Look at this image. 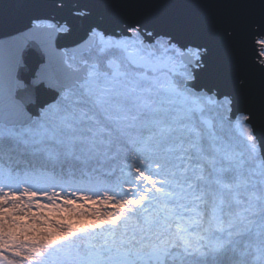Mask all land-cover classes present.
I'll list each match as a JSON object with an SVG mask.
<instances>
[{
  "label": "snow or ice",
  "instance_id": "obj_1",
  "mask_svg": "<svg viewBox=\"0 0 264 264\" xmlns=\"http://www.w3.org/2000/svg\"><path fill=\"white\" fill-rule=\"evenodd\" d=\"M25 17L95 59L5 48L0 264H264V0H0Z\"/></svg>",
  "mask_w": 264,
  "mask_h": 264
},
{
  "label": "water",
  "instance_id": "obj_2",
  "mask_svg": "<svg viewBox=\"0 0 264 264\" xmlns=\"http://www.w3.org/2000/svg\"><path fill=\"white\" fill-rule=\"evenodd\" d=\"M27 17L23 19L22 22L13 24L8 31H11L13 35L11 37H6L0 34V84L3 82L4 66H5V48L8 45H20L27 48L32 42L40 45L41 47H48L54 57V63H61L62 59H67V54L78 53L85 54L88 49L83 46H77L70 40L61 39L62 34L52 33L49 35L46 31L38 32L35 34H30L27 29L24 28V24L27 23ZM51 23H63L64 21L60 19V16H56L55 19L50 21ZM19 30V31H18ZM5 113V103L3 99V94L0 92V125H3Z\"/></svg>",
  "mask_w": 264,
  "mask_h": 264
},
{
  "label": "rangeland",
  "instance_id": "obj_3",
  "mask_svg": "<svg viewBox=\"0 0 264 264\" xmlns=\"http://www.w3.org/2000/svg\"><path fill=\"white\" fill-rule=\"evenodd\" d=\"M75 55L78 57V64H80L81 63V61L82 60H84V59H95V57H92V54H90V55H86V54H78V53H75ZM94 56V55H93ZM257 155H260L259 153L257 154Z\"/></svg>",
  "mask_w": 264,
  "mask_h": 264
},
{
  "label": "trees",
  "instance_id": "obj_4",
  "mask_svg": "<svg viewBox=\"0 0 264 264\" xmlns=\"http://www.w3.org/2000/svg\"><path fill=\"white\" fill-rule=\"evenodd\" d=\"M91 53H88V54H86L87 56L88 55H90ZM94 54H92V57H95V55L93 56ZM69 58H71V62L73 63V65H77L78 64V57L76 56V55H70V57ZM89 61H91V60H94V59H88ZM3 127V125H0V128H2ZM77 203H79V202H77Z\"/></svg>",
  "mask_w": 264,
  "mask_h": 264
}]
</instances>
